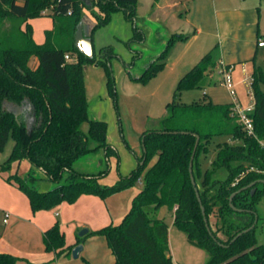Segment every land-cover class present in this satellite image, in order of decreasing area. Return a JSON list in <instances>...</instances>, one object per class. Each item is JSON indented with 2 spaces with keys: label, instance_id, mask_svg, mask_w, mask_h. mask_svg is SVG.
<instances>
[{
  "label": "trees",
  "instance_id": "1",
  "mask_svg": "<svg viewBox=\"0 0 264 264\" xmlns=\"http://www.w3.org/2000/svg\"><path fill=\"white\" fill-rule=\"evenodd\" d=\"M137 5L138 0H0V152L10 137L14 140L12 153L0 166V174L23 161L30 163L31 170L24 177L10 175L6 180L28 197L36 213L52 210L64 202L73 204L82 195L106 198L134 187L149 162L156 158L145 172L143 187L122 222L90 233L107 239L115 264H173L169 227L158 216L162 207L173 213L175 227L186 235L188 242L208 253L205 264H264V241L258 234L264 222L258 212L264 200L263 70L255 67L251 84L254 110L249 116L255 136L249 135L238 122L231 104L214 105L206 94L200 102L189 105L178 102L184 91L222 84L219 46L179 80L174 101L167 105L168 112L160 129L144 133L146 151L130 176L112 186H103L96 177H87L74 169L78 160L91 153L103 150L106 158L116 155L108 142L107 123L88 115L84 77L87 65H100L110 76L108 62L112 50L105 47L97 53L94 48L93 57L78 51L75 34L82 21V11L98 9L94 13L93 34L106 27L118 11L135 23ZM47 9L51 10L54 27L45 32V42L37 44L28 21L43 17ZM133 31L134 39L142 40L143 32L137 26ZM188 38L172 35L166 49L134 79L147 82L155 77L165 68L172 47ZM66 54L77 60L67 62ZM34 58L38 64L33 68L30 64ZM107 85L115 98L113 79ZM5 103L21 110L25 108L23 114L16 118L15 110L5 108ZM84 123L89 125L87 134L81 130ZM195 134L200 141L194 155L193 175L216 241L207 231L190 178ZM219 137L227 140L216 141ZM90 139L95 146L89 145ZM36 170L42 171L55 187L40 191ZM107 174L108 171L102 172L99 177ZM64 179L67 183H63ZM254 182L253 187L233 198V205L242 211L232 209L230 197ZM256 215L254 229L232 242L255 223ZM211 218L216 219L214 227ZM43 238L47 252L59 255L72 249L66 246L59 223L45 231ZM82 242L79 238L78 244ZM18 261L14 255L0 253V264Z\"/></svg>",
  "mask_w": 264,
  "mask_h": 264
},
{
  "label": "crops",
  "instance_id": "2",
  "mask_svg": "<svg viewBox=\"0 0 264 264\" xmlns=\"http://www.w3.org/2000/svg\"><path fill=\"white\" fill-rule=\"evenodd\" d=\"M192 1L194 0H138L136 19H139L143 38L137 40V42L145 46L148 36H154L159 43L158 47L165 50L172 35H187L188 40L176 43L168 54V56L171 54L172 59H175V63H172L174 67L184 68L183 73L192 69L208 52L219 46L222 64L232 67V75L238 68L236 65L242 63L241 69H238L239 72L231 76L232 86L234 89L236 88V95L235 97L231 96L229 88L223 84L220 87H210L207 91H204L203 95L206 94L214 105H233L237 103L243 108L246 105L242 98L241 88L247 84L248 96L252 94L251 84L255 67L250 63L255 59L259 50L264 49V47L258 46V39L263 35L249 32V23L243 21L246 20L249 13L251 14L252 10L220 7V9H215L212 16L208 8L202 6L199 11H195L196 14L194 15L192 8H190ZM184 7L186 9L185 14L182 13ZM94 13L98 12H92L84 8L82 22L86 16H91L94 24L96 22ZM136 19L134 26L138 27ZM32 20L28 21L30 25ZM53 27L54 20L45 32L52 30ZM95 32L92 34V41L96 50ZM203 35L204 37H202ZM36 43L42 44L43 41H36ZM37 64L38 61L34 58L30 66L34 68ZM242 76L244 78H241ZM251 96L253 97V95ZM5 108L17 110V107L9 103H5ZM26 108L30 113L28 106ZM23 110H20L19 114H23ZM104 153L106 158V152ZM112 157L108 158V162L111 164ZM155 161L156 158H154L151 166ZM23 162H25V165ZM23 162L19 166L15 164L12 171L16 170L20 173V169L23 168L20 174L22 176L26 175L31 170V165L28 161ZM100 167H96L95 172L76 170L75 167L74 169L87 177H96L103 186H112L123 178L122 176L109 179L111 172L99 177L102 173ZM10 175L11 172L0 174V253L18 257L17 264H115V256L109 248L107 239L104 236L90 235V233L109 225L120 224L129 212L132 201L140 189L135 186L130 187L110 194L106 198L96 195H82L73 204L64 202L53 210L34 213L28 197L16 185L7 182L6 178ZM54 187L55 184L48 180L45 184V190H42V192L51 190ZM3 197L7 199H2ZM166 210L167 207L160 209L158 215L160 219L165 220ZM6 213L9 214V218L7 223H4ZM172 217L174 221V216ZM56 223L61 225L66 246L72 247L70 252L58 255L55 252H47L45 249L44 233ZM83 230H87V233L80 236L79 232ZM68 233H70L69 241L66 237ZM176 237L184 246L182 237L181 239L180 235H176ZM79 238L83 239L81 244H78ZM171 242L169 228V247H171ZM188 244L195 247L189 242ZM78 245H83V250L79 257L75 259L72 251ZM188 250L186 247V252ZM185 263L189 262L185 260Z\"/></svg>",
  "mask_w": 264,
  "mask_h": 264
},
{
  "label": "rangeland",
  "instance_id": "3",
  "mask_svg": "<svg viewBox=\"0 0 264 264\" xmlns=\"http://www.w3.org/2000/svg\"><path fill=\"white\" fill-rule=\"evenodd\" d=\"M205 7L212 13L215 9L226 7L227 9L247 8L252 10L243 20L250 25L249 32H255L264 36V0H194L190 3L192 13L199 11ZM98 12V9L94 10ZM182 13H186L185 7ZM51 10L47 9L44 16L33 19L30 23L34 32V40L43 41L46 28L52 23ZM93 19L91 16H86L83 19L85 30L91 32L93 27ZM136 24L140 30L139 19H136ZM134 23L125 19L122 11L116 12L110 24L106 28L97 30L95 36L96 52L99 53L100 48L110 47L112 55L110 56L111 75L108 76L106 69L100 65H87L84 70L85 90L88 103V115L93 120L105 121L108 126V142L111 144L116 155L112 157V164L105 158V153L100 150L96 153H91L78 160L74 167L77 170L95 172L96 167H100L102 172H111L109 179L116 177H128L139 166V160L143 155V135L147 131L158 130L161 127L162 120L167 115V105L173 103L174 93L178 82L184 72V68L174 67L171 54L167 57L166 66L155 77L147 82L136 81L134 77H140L147 65L154 60L164 49L159 48V43L154 36H148L145 46L141 45L134 39ZM154 34V32H153ZM204 37V35L202 36ZM215 41V40H214ZM217 42V41H215ZM42 43V44H43ZM104 59V58H103ZM175 63V62H174ZM254 67H260L264 72V49H260L257 56L251 61ZM235 70V75L241 69L242 63ZM233 73V75H234ZM231 74V76H233ZM113 79L116 97L110 94L108 89L109 79ZM241 78H244L243 76ZM221 83L216 87H220ZM205 89L187 90L184 91L178 102L181 104H193L203 101ZM247 84L242 89V98L247 106L254 105V99L248 96ZM264 91V84L261 85ZM236 91V88H235ZM89 125L84 123L81 130L88 133ZM227 140L226 137H219L216 141ZM91 147L95 146L94 141L89 140ZM14 147V140L10 137L5 149L0 152V166L4 164L10 157ZM152 159L144 172L141 174L140 180L147 169L151 166ZM25 165V162H23ZM94 168V169H93ZM23 168L20 169L22 173ZM98 171V170H96ZM11 175H20V173L9 171ZM99 172V171H98ZM37 177L40 178L38 188L40 191L45 190L46 180L45 174L36 170ZM24 177V176H23ZM66 178V175H65ZM104 178V177H103ZM47 181V182H46ZM63 183H67L66 179ZM136 188L142 189V184L137 182ZM2 199H7L6 197ZM5 204V202H4ZM53 210V209H52ZM258 212L261 217H264V200L258 206ZM173 213L167 208L164 215L165 222L171 232V256L173 264H205L208 260V253L200 248L189 246L186 235L178 230L173 221ZM216 219L211 218V224L215 226ZM60 224V223H59ZM61 226V225H60ZM82 232V231H81ZM79 232V234L81 233ZM261 241H264V222L258 230ZM182 237L181 244L178 237ZM67 241L70 239V233L66 235ZM186 247L189 249L186 252ZM187 260L189 263H185Z\"/></svg>",
  "mask_w": 264,
  "mask_h": 264
},
{
  "label": "water",
  "instance_id": "4",
  "mask_svg": "<svg viewBox=\"0 0 264 264\" xmlns=\"http://www.w3.org/2000/svg\"><path fill=\"white\" fill-rule=\"evenodd\" d=\"M95 25V23H94ZM93 25V27H94ZM93 27L91 29V32H87L85 31V28H84V23L81 21V23L78 25L77 27V30H76V34H75V46L76 48L78 49L79 52H81L82 54L86 55L87 57H93L94 55V46H93V41H92V31H93ZM21 109L17 108V110H15V117L18 118L19 116V111ZM184 134H188L187 132H183ZM195 137H196V143H195V148H194V151H193V155L191 157V161H190V165H189V172H190V178H191V182H192V185L194 186V189H195V193H196V197H197V200L200 204V208H201V211H202V215L204 217V222H205V226L207 228V231L209 233L210 236L213 237V239L216 241L215 237L213 236V233L211 231V228L209 226V223H208V220L206 218V215H205V208L204 206L202 205V202H201V198H200V195H199V192L196 188V182H195V179H194V175H193V161H194V155H195V152H196V149L198 147V144H199V141H200V137L199 135L195 134ZM143 145V152H145V148H144V143L142 144ZM143 164V162L141 163ZM259 182H262V181H259ZM256 184V182L252 183L251 185H249L248 187H244L240 190H238L236 193H234L231 197H230V206L232 209H234L235 211H242L240 209H237L232 201H233V198L236 196V194L238 193H241L245 190H247L248 188H251L253 187L254 185ZM255 192V189H252L251 193L254 194ZM257 221H258V216L256 215V220H255V223L248 229L244 230L243 232L239 233L233 240L232 242H234L237 238H239L240 236H242L243 234L245 233H248L250 232L252 229H254L255 225L257 224ZM87 233V230H83L79 235L80 236H84L85 234ZM220 244V243H219ZM222 245V244H220ZM223 246V245H222ZM83 250V245H78L76 246L73 251H72V254H73V257L75 259H77L80 255V253L82 252Z\"/></svg>",
  "mask_w": 264,
  "mask_h": 264
},
{
  "label": "built area",
  "instance_id": "5",
  "mask_svg": "<svg viewBox=\"0 0 264 264\" xmlns=\"http://www.w3.org/2000/svg\"><path fill=\"white\" fill-rule=\"evenodd\" d=\"M258 46L264 47V36L259 37L258 39ZM65 60L67 62L76 61V57L71 56L70 54L65 55ZM232 67H227L222 64L221 74H222V84L227 86L230 90L231 96L235 97L236 91L232 86V77H231ZM233 106V114L238 119V122L243 125L244 129L248 132L249 135L255 136L254 127L252 119L250 118L249 114L254 110V105L249 106L247 108H242L239 104L235 103ZM142 184V181L139 179L138 181ZM9 218V214H5L4 223H7Z\"/></svg>",
  "mask_w": 264,
  "mask_h": 264
}]
</instances>
